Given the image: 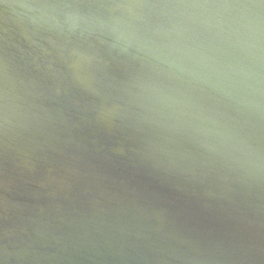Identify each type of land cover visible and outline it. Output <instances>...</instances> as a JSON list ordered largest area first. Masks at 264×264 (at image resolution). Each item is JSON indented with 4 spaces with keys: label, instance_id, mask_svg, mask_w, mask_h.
Instances as JSON below:
<instances>
[{
    "label": "water",
    "instance_id": "1",
    "mask_svg": "<svg viewBox=\"0 0 264 264\" xmlns=\"http://www.w3.org/2000/svg\"><path fill=\"white\" fill-rule=\"evenodd\" d=\"M0 264H264V2L0 0Z\"/></svg>",
    "mask_w": 264,
    "mask_h": 264
},
{
    "label": "snow or ice",
    "instance_id": "2",
    "mask_svg": "<svg viewBox=\"0 0 264 264\" xmlns=\"http://www.w3.org/2000/svg\"><path fill=\"white\" fill-rule=\"evenodd\" d=\"M262 2H264V0H262Z\"/></svg>",
    "mask_w": 264,
    "mask_h": 264
}]
</instances>
